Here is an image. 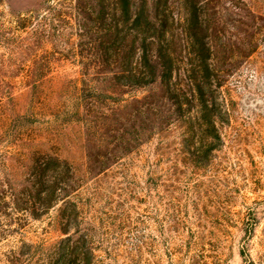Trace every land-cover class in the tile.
Here are the masks:
<instances>
[{
	"label": "rangeland",
	"instance_id": "rangeland-1",
	"mask_svg": "<svg viewBox=\"0 0 264 264\" xmlns=\"http://www.w3.org/2000/svg\"><path fill=\"white\" fill-rule=\"evenodd\" d=\"M0 264H264V0H0Z\"/></svg>",
	"mask_w": 264,
	"mask_h": 264
},
{
	"label": "trees",
	"instance_id": "trees-1",
	"mask_svg": "<svg viewBox=\"0 0 264 264\" xmlns=\"http://www.w3.org/2000/svg\"><path fill=\"white\" fill-rule=\"evenodd\" d=\"M143 9L145 11V14H143L144 15L143 16V19L145 21V27H146V29H151L154 32V33H152L153 34V37H150L149 38L150 39L149 41H151L150 45H154L153 41L154 42H157L158 40H160L162 37L165 36L164 30L162 29L163 28V25L161 23H158V21H157L158 20V13H157V9L154 8L153 4L152 5H148L147 4L146 7H144ZM192 29H194V31L195 30L202 31V26L198 22H195L193 24ZM162 40H163V38H162ZM192 40H194L193 37H192ZM192 40L190 41V43H191V45H192L193 48H195V46H197L198 47V50H201L202 52H205L206 54L210 53L211 46L209 45V43H204L203 41L196 40V39L194 41H192ZM143 60L147 64L149 62L150 66H152V68L157 69L158 76H160V83H159L160 88L167 87V90H170V88H169V85H170L169 81H170V79H168V78H170V76L172 74L170 68L164 67V65H161L162 62H159V61L158 62H155V61H151L150 62V61H148L150 59L147 58L146 56H144ZM204 69L206 71H208L209 70L208 65H205L204 66ZM156 74H157L156 71H154L151 75H147V78L150 77L151 78L150 79L151 82H156V80L158 78ZM147 78L144 76V73H140V82H145L147 80ZM165 78H167V79L165 80ZM164 82H165L166 85H164ZM196 95L200 96V98L203 95L202 94V89L200 87H198V86H197V93H196Z\"/></svg>",
	"mask_w": 264,
	"mask_h": 264
}]
</instances>
